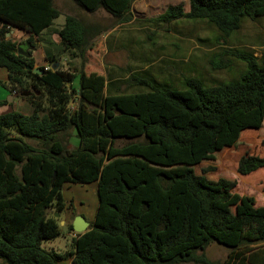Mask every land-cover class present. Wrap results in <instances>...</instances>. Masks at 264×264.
I'll use <instances>...</instances> for the list:
<instances>
[{"label": "trees", "instance_id": "16d2710c", "mask_svg": "<svg viewBox=\"0 0 264 264\" xmlns=\"http://www.w3.org/2000/svg\"><path fill=\"white\" fill-rule=\"evenodd\" d=\"M72 1L123 22L135 0ZM188 1L187 12L168 5L157 20L204 19L230 35L243 17L264 15V0ZM59 15L53 0H0V67L7 71L0 85L32 105L30 113L0 114V264H58L69 257L72 264H264V214L230 212L224 205L235 181L209 180L193 169L261 127L264 55L238 53L245 68L230 81L205 85L188 77L177 89L131 75L128 86L147 90L118 92L105 75L85 70L100 29L74 15L54 31L57 53L44 47L48 67L35 65L34 38L42 39ZM10 27L28 34L24 53L6 37ZM59 53L79 59L80 67L56 66ZM72 138L77 143L70 148ZM261 168L264 153L243 154L236 171ZM92 182L98 203L91 228L76 233L68 224L74 235L67 252L42 248L61 233L55 214L66 207L63 187ZM235 226L226 260L208 259L206 246Z\"/></svg>", "mask_w": 264, "mask_h": 264}, {"label": "rangeland", "instance_id": "374dc122", "mask_svg": "<svg viewBox=\"0 0 264 264\" xmlns=\"http://www.w3.org/2000/svg\"><path fill=\"white\" fill-rule=\"evenodd\" d=\"M53 3L60 10L55 25L64 21L65 15H74L100 29L92 47L87 51L85 63L88 70L109 78L113 89L118 92L147 90L145 86H128L127 81L131 80V75L146 78L157 86L177 89L185 87L184 81L188 77H197L205 85L230 81L239 78L245 68V61L238 57V53H252L258 59L264 55V15L243 17L238 30L223 35L204 19L181 17L170 22L157 20L168 5L181 4L183 11L187 12L188 0H135L127 15L129 18L123 22L103 9L92 13L83 11L72 0H53ZM59 55H63L65 60L58 58L60 63L57 62L56 66L65 68L74 64L80 67L79 59L74 60L65 53ZM262 139L264 119L257 131H244L234 146L217 152L213 160L193 166L195 173L206 179L216 181L225 178L235 181L231 189L232 200L224 205L234 214L247 209L264 214V168L246 175L236 171L241 155L264 153ZM72 140L67 144L70 148L76 142L75 138ZM123 142L118 140L116 145ZM154 166L171 168L161 164ZM207 166L213 169L203 172ZM77 196L83 199L81 201L85 209H93L96 198L94 194L77 193ZM57 217L61 233L55 239L43 241L42 248L67 252L72 235L68 232V225L61 223L65 220V211L58 213ZM236 231L235 226L228 235H215L203 251L205 256L223 263L235 242ZM201 252L197 251V254ZM68 263L72 264L71 257L58 262Z\"/></svg>", "mask_w": 264, "mask_h": 264}, {"label": "crops", "instance_id": "0c3cea01", "mask_svg": "<svg viewBox=\"0 0 264 264\" xmlns=\"http://www.w3.org/2000/svg\"><path fill=\"white\" fill-rule=\"evenodd\" d=\"M64 21L56 23L55 25V20L53 21L52 27H50V30H45L42 39L35 37L34 39L36 40V48L32 51L33 57L35 59V65H40V66H47V64L44 61V47H48L55 51L59 50L57 47V42H58V36L54 32L56 29H59L61 25L63 24ZM28 34L25 33L22 30L16 29L14 27H10L8 32L6 33V37H10L12 40L17 41V43L23 45L24 47L22 48L24 51L28 50V46L25 43V40L27 38ZM51 42V43H49ZM20 45V46H21ZM55 45L54 47H52ZM60 54V53H59ZM57 55L58 58H61L65 60L63 55ZM87 56V52H86ZM76 59V58H75ZM74 59V60H75ZM66 62V61H65ZM60 63V62H58ZM62 63V61H61ZM70 64V63H69ZM76 66L74 64H71L70 67H65L66 68H75ZM85 70L88 71L87 69V64H85ZM90 71V70H89ZM7 79V71L5 68L0 67V81H5ZM74 85V83H73ZM0 101H3L2 104H0V114L1 113H6L11 110L15 111H20L22 113H30L32 111V105L23 99L22 97L16 95L15 93H10L7 89H5L2 85H0ZM75 104L74 102L70 103V107H74ZM73 139V138H72ZM73 141V140H71ZM77 143V140L75 144ZM96 182L88 183V184H66L63 189V198L66 201V207L64 208L63 211H65V220L62 221V224H72V221L77 215L82 216L84 220L88 222V226L86 228L89 229L91 228V223L94 219L98 199L96 195ZM65 191V192H64ZM77 193L80 194H94L96 196L95 201H94V206L93 209H85V204L81 201L83 200L81 197L77 196ZM69 232V230H68ZM70 235H72L71 232H69ZM70 264V263H68Z\"/></svg>", "mask_w": 264, "mask_h": 264}, {"label": "water", "instance_id": "95a60500", "mask_svg": "<svg viewBox=\"0 0 264 264\" xmlns=\"http://www.w3.org/2000/svg\"><path fill=\"white\" fill-rule=\"evenodd\" d=\"M24 52L25 51L21 48V46H19L18 53H24ZM27 68H29V66H27ZM33 71L37 73L42 72L39 68H33ZM55 216H58V213H56ZM87 226H88V222L84 220L80 215H77L72 221L73 231L76 233H83L84 231H86Z\"/></svg>", "mask_w": 264, "mask_h": 264}, {"label": "built area", "instance_id": "2783aa9c", "mask_svg": "<svg viewBox=\"0 0 264 264\" xmlns=\"http://www.w3.org/2000/svg\"><path fill=\"white\" fill-rule=\"evenodd\" d=\"M74 234L72 233V236H73Z\"/></svg>", "mask_w": 264, "mask_h": 264}]
</instances>
